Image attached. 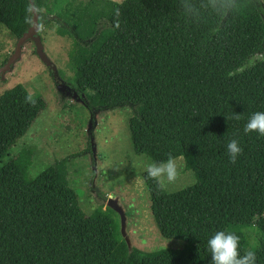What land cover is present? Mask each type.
I'll return each instance as SVG.
<instances>
[{
	"label": "trees",
	"instance_id": "trees-1",
	"mask_svg": "<svg viewBox=\"0 0 264 264\" xmlns=\"http://www.w3.org/2000/svg\"><path fill=\"white\" fill-rule=\"evenodd\" d=\"M33 1L41 28L53 23L72 38L71 86L91 113L129 107L135 153L157 163L182 157L196 181L168 192L142 173L160 235L185 246L130 249L111 216L76 214L78 195L60 180L59 161L30 178L16 155L0 168V264H211L207 241L217 231L237 234L241 255L252 250L264 264V136L244 132L264 112L262 0L199 24L178 14L179 0H123L109 26L86 40L56 15L59 0ZM29 9V0H0V26L19 39L33 25ZM47 107L24 84L0 95V161ZM232 138L243 150L236 163L226 147Z\"/></svg>",
	"mask_w": 264,
	"mask_h": 264
},
{
	"label": "rangeland",
	"instance_id": "rangeland-1",
	"mask_svg": "<svg viewBox=\"0 0 264 264\" xmlns=\"http://www.w3.org/2000/svg\"><path fill=\"white\" fill-rule=\"evenodd\" d=\"M122 1L59 0L56 15L71 25L80 39L86 40L109 26L110 17ZM51 24L39 34L58 75L42 62L34 43L29 42L13 72L5 81L0 77V95L17 84H24L31 92L41 94L48 104L29 132L0 161V168L20 154L28 176L35 178L59 161L60 180L78 195L73 207L79 217L92 219L101 215L105 219L109 215L118 223L119 240L123 239L121 217L107 206L108 199L113 197L125 209L132 247L145 251L182 249L185 241L162 237L153 220L150 195L142 178L143 164L153 160L146 155H137L133 149L129 128V119L133 115L131 109L124 107L97 113L98 123L94 130L97 150L92 152L91 145V151H85L90 141L87 131L91 111L73 97V92L64 91V95L57 89L63 81L70 85L74 81L72 61L76 47L72 38L57 33V27ZM16 43V36L0 26V67L14 53ZM254 60L251 59L247 66ZM87 93L93 92L89 90ZM177 165L176 181L165 182L168 192L183 189L196 181L193 171H185L182 157L177 158ZM100 221L94 224L100 226ZM249 233L254 242L256 234Z\"/></svg>",
	"mask_w": 264,
	"mask_h": 264
},
{
	"label": "clouds",
	"instance_id": "clouds-1",
	"mask_svg": "<svg viewBox=\"0 0 264 264\" xmlns=\"http://www.w3.org/2000/svg\"><path fill=\"white\" fill-rule=\"evenodd\" d=\"M249 0H179L177 12L186 22L202 23L206 17L225 19L243 13L248 8ZM31 12V9H29ZM26 22L32 23L31 18ZM30 99V98H29ZM234 118H242L234 114ZM246 134L256 132L264 136V112H254L244 126ZM227 153L232 163H236L242 148L239 141L232 138L227 143ZM135 166V165H133ZM147 177L157 181L163 187L165 182L174 183L178 176L177 158L169 154L162 162L144 163ZM211 254V264H256V255L252 250L240 253V237L230 231H217L207 241Z\"/></svg>",
	"mask_w": 264,
	"mask_h": 264
},
{
	"label": "water",
	"instance_id": "water-1",
	"mask_svg": "<svg viewBox=\"0 0 264 264\" xmlns=\"http://www.w3.org/2000/svg\"><path fill=\"white\" fill-rule=\"evenodd\" d=\"M29 3H30L32 15H33V25L24 33L23 36L17 39L14 53L4 63V65L0 67V77L3 79L2 81L6 80L7 75L13 72L14 66L21 61L23 54H24V49L29 42L34 43L36 47V53L39 56V58L42 60V62L47 67H50L52 72L58 75L57 68L55 67L53 61L50 59V57L45 52V47H44L42 38L39 34L41 27H40L39 19H38V9L35 6L33 0H29ZM259 55L262 56V53H260ZM57 89L59 92H61L64 95H65V93H63L64 91H67V92L70 91L69 94L73 92V97L78 99V101L82 103L83 105H86L85 94L79 95L76 89L72 87L70 84L66 83L65 81L59 84ZM98 117L99 115H97V113L95 114L91 113L90 122L88 125L87 133L90 139V143L92 145V152H95L97 150V146H96L95 139H94V130L96 129V126L98 123L97 122ZM96 176H97V173H96ZM107 206H109L112 210H114L120 215L121 221H122V237L123 239L126 240L129 248L132 249L131 238L128 236V232H127V217H126L125 209L122 207V205L119 204V200L113 197L108 199Z\"/></svg>",
	"mask_w": 264,
	"mask_h": 264
},
{
	"label": "crops",
	"instance_id": "crops-1",
	"mask_svg": "<svg viewBox=\"0 0 264 264\" xmlns=\"http://www.w3.org/2000/svg\"><path fill=\"white\" fill-rule=\"evenodd\" d=\"M49 25H51L52 26V24H49ZM49 25H47V26H44L43 28H41L42 29V31H40V33H43L44 32V30L47 28V27H49ZM55 25V24H54ZM56 26V25H55ZM57 27V26H56ZM55 27V28H56ZM58 33V32H57Z\"/></svg>",
	"mask_w": 264,
	"mask_h": 264
}]
</instances>
